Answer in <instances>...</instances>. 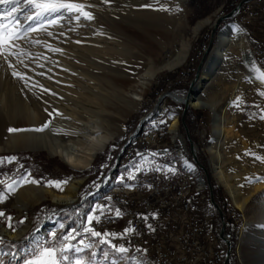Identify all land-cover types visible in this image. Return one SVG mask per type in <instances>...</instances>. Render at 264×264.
Masks as SVG:
<instances>
[{
    "label": "bare ground",
    "instance_id": "1",
    "mask_svg": "<svg viewBox=\"0 0 264 264\" xmlns=\"http://www.w3.org/2000/svg\"><path fill=\"white\" fill-rule=\"evenodd\" d=\"M71 2L92 5L93 7L85 10L91 11L95 19L91 22L82 20L79 24L75 21L71 23L65 21L62 26L45 24L44 28L47 31H41L39 26H34L35 30L28 33V39L43 42L39 45L29 43L30 47H24L28 55L21 56L20 59L24 63L15 67V70L25 74L28 81L27 87L24 81L12 76L13 69L6 66L0 68V107L3 109L0 119V152L43 149L51 156H59L71 168L84 170L91 165L95 156L103 152L107 144L123 129V123L127 116L140 106V101L153 81L156 72L170 66L168 61L155 65L154 52L150 50L144 55L138 56V65L129 71H120L121 73L112 71L110 62L113 61L114 54L118 53L120 48H124L123 45L126 41H131L123 32V28H127V26L120 21L115 22L111 28L110 36L104 35L101 28L103 23L99 19L98 13H110L112 16L132 14V12L139 13L145 19L146 24L149 23L153 26L152 32H154V28H157L155 32H159L163 36L174 30L175 19H180L183 16L186 11V0H113L111 6L102 3V0H71ZM146 4L152 5V7H140V5ZM2 7L0 5V8ZM161 7L166 10H159ZM220 8L221 6L213 14L198 20L189 28L190 40L197 36L204 25L216 23L215 19ZM223 22L224 20L216 26L214 42L209 50L205 68L203 67L201 81L206 80L211 71L214 68H219L235 50L240 54L243 65L254 75L257 87L264 91V82L256 79L260 73H264V65L260 63L258 53L250 51L252 45L248 46L245 32L238 24V22L243 24L242 21H228L222 24ZM143 29H147V27ZM47 32H52L53 35L48 36ZM61 32L64 35H60ZM76 41H80V43ZM23 42V40L18 41V43ZM48 44L53 48L62 49V53L52 52ZM189 45L190 42L186 38L179 39L172 60L184 61L188 54ZM250 55L262 72L258 70L256 63V66L252 64ZM9 61L11 63L17 62L16 57L13 56L9 57ZM24 64H27V67ZM39 65H43V67ZM38 73H44V75ZM29 77L31 79H28ZM33 84H37V87L33 88ZM39 85H43L56 95L43 92ZM196 88L195 84L189 94L188 106L209 108L215 111L216 103L210 99L201 100L193 92ZM19 89L22 91L19 92ZM131 90L134 91L132 95L130 94ZM247 95L252 101L256 100L260 107L253 110L257 111L255 117L243 122L238 130L247 140L249 149L261 150L262 157H264V120L259 119L260 111L264 109V97L255 98L252 89L247 91ZM166 96H161L158 99L157 111L149 113L148 118H144L145 120L151 119L157 113L165 110ZM171 97L176 103L183 104L186 94L179 95L171 92ZM57 113L61 115H57ZM216 114L214 119L215 133L207 144V151L211 153L216 162L218 180L236 207L244 212L245 223L242 227L239 243L240 264H264V162L255 160L253 156L247 158L245 163L236 159L230 161L228 158L225 160L230 164L232 172L231 175L227 173L219 160L221 159L219 149L229 130L226 129L220 116L216 119ZM46 122H50L47 128L42 131L36 130L40 129ZM177 124L176 115H173L169 130L171 137L179 141ZM9 128L21 129L22 131L9 132ZM132 136L135 135L132 134L130 137ZM129 142V145L126 143L123 150L120 151L119 161L110 169V175L115 172L117 166L124 165L127 158L132 154L134 146L131 141ZM174 151L179 157V165L183 173L179 176L183 178L184 182H189L190 189L201 191L198 187H204L206 184L203 174L197 179V186L192 188V177L199 168L194 165L192 158L191 161L188 160L184 152L185 149L175 147ZM187 165H191V167ZM109 177H105L100 184L101 187L93 191L96 193L95 198L98 203L103 201L106 196L105 192L112 193L120 189L131 190L133 187H148V178L144 175H138L133 182L121 186H113L111 183L100 192L102 187L108 183ZM164 179H173V174H164ZM240 180L245 181L242 196L238 195L237 185ZM250 181L253 183L249 184ZM81 182V179L72 178L65 186L62 194L54 193L49 188L37 184H23L19 189V194L20 198L24 199L27 204L44 198L47 193L51 195L54 202L71 204L75 201L77 184ZM140 197H149V189L140 190ZM26 203L20 204L19 210H25ZM92 203L94 204V202ZM194 216L195 222L203 225L202 236H207V242L213 244L212 250H219L216 243L217 239L198 214V208H194ZM122 219L124 228L133 225V214L130 206H123ZM57 224L56 219H49L42 223L37 229L38 231L34 232L33 238L30 239L31 243L33 244L36 239H43L47 232ZM26 232L27 226L17 231H11L8 228L0 229L1 235L11 239H18ZM126 239H131V244L134 245L135 250L140 248V240L132 239V234ZM133 253L130 252L129 255L138 257V253ZM145 254L146 264H161L159 256L151 250L145 251ZM167 264H176V258H168Z\"/></svg>",
    "mask_w": 264,
    "mask_h": 264
},
{
    "label": "rangeland",
    "instance_id": "2",
    "mask_svg": "<svg viewBox=\"0 0 264 264\" xmlns=\"http://www.w3.org/2000/svg\"><path fill=\"white\" fill-rule=\"evenodd\" d=\"M226 5H227V0H186V11L183 13V16L180 18L181 21L180 19H175L174 30L166 33L163 36H161L159 32H155L157 28H154V32H152L151 28L153 29V26L149 23L146 24L145 19L141 17L139 13L132 12V14L134 15L123 14L120 16L119 15L112 16V14L110 13H98L100 16L99 19L103 23L101 28L103 30L104 35L110 36L112 32L111 28L113 27L115 22L120 21L127 26V28H123V32L125 35H127L129 40L131 41V42L126 41V43L124 41L125 43L123 45L124 48L122 49L120 48L119 52L114 54L113 61L110 62L112 65L111 67L112 71H116L117 73L129 71L132 67L138 65V60H139L138 58L150 50L154 52L155 65H160L168 61L170 62L169 64L170 66H167L156 72L153 81L151 82L149 88L146 90L143 99L140 101L141 103L140 106L137 109L133 110L127 116V118L123 123V127H122L123 129L120 130L119 133L115 136V138L107 144L103 152H100L95 156L93 162L87 169L75 170L70 166H68L59 156L56 155L51 156L48 154L46 150L43 149H39V150L22 149L15 151L0 152V157L15 156L18 158L17 160L12 161L11 163L4 161V163L0 164V180L4 181L5 184L12 183L13 180L18 179L25 172H30L32 177L38 180L42 179L43 181L68 180L69 183V181L72 178L82 180L81 183L77 184L75 201L71 204H61L54 202L51 198V195L48 193L45 194L44 198L35 200L33 202H28L27 204L24 201V199L20 198V194H19L20 193L19 189L23 186V184L18 185L16 187L15 192L13 193L10 194L7 192L5 193V195L8 196V199L5 200L2 204H0V210L5 212V217L0 219V229L8 228L11 231H17L18 229L27 226V232L18 239H11L8 236L0 234V237H2L5 241L4 245L0 246V251L5 253V255L2 257L3 260L5 261V264H9V262L10 264H23V260L28 258L27 253L31 251L30 246L34 244L31 243L30 239L33 238L34 232L45 221L49 219H56L58 221V224L63 223L64 225L67 224V222H69L68 224L70 225V228L68 230L79 228V225L82 222H86L87 213L90 212L91 207L95 204H99L95 198L96 193H93V191L97 189L94 186L93 182L96 181L97 183L101 184L104 181L105 178L102 180V177L105 176V174L107 173V169H111L113 167L112 165L113 151L119 150V148L123 144L128 143L127 145H129L130 143L128 141L129 137L134 133L140 119L146 117L148 113L157 111V106L159 102L158 99L161 96H164L166 92H173L179 95L186 94L188 87L186 89H183L182 87L177 86V84L187 80L188 77L193 72L195 75L197 67L200 61L202 60L205 50L207 49V46L205 47L204 45L205 36L207 33L210 32L214 22L204 25L197 34V36H195L191 40L189 36V28L193 26L198 20L203 19L207 15L213 14V12L218 7L221 6V8L217 13L216 16L217 18L219 15L223 14ZM230 20L231 19L229 20L226 19L222 24ZM231 21H235V20L232 19ZM238 24L245 32L249 47L252 45V41H254V39L251 38L252 37L251 34H248L249 30L253 29V27L256 29V32H258L257 36L261 39H264L263 27H257L256 25L248 26L245 27L246 29L245 30L243 28V24H240L239 22ZM257 25L259 24L257 23ZM140 27L142 28V30ZM146 27L147 29L148 28L149 29L148 30L143 29ZM182 37L186 38L190 42L189 50L187 57L185 58L184 61L176 62V60H172L174 57L173 54H174V50H176L178 47L177 45L179 43V39H181ZM213 39H212V44L214 42ZM19 44L23 48L30 47L29 46L30 44L27 45L25 42ZM209 50L204 55V58L202 60L200 76L196 83L197 88L193 92L201 100L210 99L214 101L217 107L215 111L210 110L209 108L189 107L194 111V113L196 111H200L202 116L201 118L200 117L195 118L196 117L195 116L192 120L190 127L188 128L191 129V136L193 137V139L196 140L197 143L200 142L201 144V145H197L198 147L197 154L200 152V154L205 158L207 162L208 172L211 173V175L214 178V181L217 186V190L215 192L217 200L219 201V203L226 204L228 209H232V210L234 209L239 212L240 224L237 231L234 232V236L236 239L237 264H240L241 257L239 255V243H240L242 227L245 223L244 212L236 207L235 203L232 201L228 192L218 180L217 172H216L217 169L215 168L216 162L212 157L211 153L207 151V144L210 138L212 137V135L215 133L214 119H215V114L217 113L216 119L217 117L219 118L220 116L222 122L225 123L226 129L229 130L228 133L223 138L221 147L219 149L220 158H221L219 160L221 161L222 166H224V169L227 173L231 175L232 171L230 168V164L226 162L227 160L225 159L229 158L230 161L232 159H236L239 160L241 163H245L247 161V158L249 159L252 156V155H245V153L249 151L251 153H255L256 155L262 156L261 150L249 149L250 147L248 145L247 140L241 135L238 129L243 122H247L250 119H252L250 118V116H252L253 113L257 112V111H253L256 110L257 108L255 106L257 105V101L256 100L252 101L251 98L248 97L247 91L252 89V91H254L255 98H261L262 96L259 95V92L263 90L257 87V83L254 80V75L249 72V70L247 69V67H245V65H243L240 54L235 50L232 51V54L228 57L227 60H225V62L222 65L219 66V68H214L211 71L210 75L206 77V80L204 79L203 81H201L204 71L203 67L205 68L208 59ZM201 52L203 53L201 54ZM199 56H201L200 59ZM190 57H193V60L190 61L191 63L188 66V60ZM198 59L199 62L196 65ZM12 64L15 65V67L21 65L20 63L17 62L15 63L12 62ZM256 65L258 67L257 63ZM5 66L8 67V63H5L2 57H0V68ZM194 66H195V70H193ZM113 67L115 70L113 69ZM258 70H260L259 67ZM260 72L262 71L260 70ZM200 81H201L200 83L201 85L200 84L198 85ZM21 91L22 90H20L19 92ZM132 92L134 91L131 90L130 92L131 95ZM237 97L242 98L240 106H237L234 103ZM166 104L171 106H182L183 108L182 104L176 103L168 96L165 97V110H163L160 113H157L153 118L145 120L143 123V126L149 125L151 128L146 133L143 134L141 129L139 134L135 135L133 140H130L131 144L134 146L132 154L130 155V157H133L132 162H126L122 166L121 165L117 166L115 172L110 175L108 179V183L102 187L100 192H102L106 187H108L109 184L113 183L114 185L115 177L117 182L115 186H121L133 182L134 180L124 181L123 183H121L118 182L117 178L120 177L121 175L126 176L129 173L133 172L132 166L136 164H140L147 169H154V167L157 165L161 167L165 165H172L176 169V173H179L180 175L183 174L181 167L179 165V157L176 155L174 151L175 147L181 148V144H178L179 141L174 140L171 137V133H170L171 131L169 130L172 117L173 115H176L177 112L168 111L166 109ZM1 113H3V109L0 107V119H1ZM161 121H165L166 123H161ZM177 123H179L178 119H177ZM179 124H180L179 129L181 131L183 130V128L181 126V123ZM26 128L29 129V127ZM177 128H178V124H177ZM197 128L199 131H203L204 129H206L210 132V136L208 137L207 140H205V138L204 140H201L198 135H195ZM157 129L158 131L160 130L158 149H156V151L150 150V152L140 151V146L142 145L143 140L149 135L150 132H157ZM113 145H115V147H113ZM170 147L171 149L169 150ZM184 152L186 153V150ZM153 153H159V155L152 156L151 154ZM145 157H150V159H145ZM186 157L188 158V160L191 161L190 156L186 155ZM101 165H105V167H101ZM153 172H158V171L153 170ZM202 174L200 173L199 169L197 170V173L196 172L194 173L192 177L193 178L192 188L197 186V179L199 178V176H202ZM137 176L138 175H136V177ZM112 180L113 182H111ZM244 183H245L244 180H240L238 182L237 187H238L239 196L243 195ZM252 183L253 181L249 182V184ZM5 184H0V191H4ZM38 185L44 188H49L51 191L57 194L64 193L66 186V185L63 186L64 187L63 191H59L55 187L45 186L44 183ZM198 188L201 191H195L192 189L193 195L191 197V200L197 201L198 214L205 221L209 230L215 232L214 230L215 218L212 215L211 211L207 209L205 206H202L204 215L201 211V205L207 202L209 203V196L205 195L206 193L205 191L206 190L208 191L207 184H205L204 187L201 186ZM106 194L107 192H105V195ZM92 202H94V204ZM24 203L27 204L25 210L23 211L19 210L18 206ZM78 208L80 209L79 213H77L76 211V209ZM97 215H99V213H97ZM8 216L12 217V225H13L12 228L8 227V223H7ZM21 220H23L24 222L19 223V221ZM58 224L52 229V230H56L58 235V239L55 242L57 247H59L61 244L59 237L67 234V233H63L65 228L64 229L58 228ZM120 228H124L123 219L120 220ZM50 231L47 232V234L43 237V239H41V241L48 239ZM80 231L82 230L80 229ZM25 237H27V239H25ZM81 238L83 237H77L76 240L72 241V243H77L78 240ZM112 242L116 245H120L119 238L113 240ZM49 243L51 245L52 242L49 241ZM95 243H99V240L97 239ZM216 243L219 246L218 240L216 241ZM12 244H15L16 247L13 248L11 246ZM131 245H132V249L130 252L136 253V251H134L135 250V248L133 247L134 245L133 244ZM210 248L211 249L213 248V244L211 243H210ZM92 251H96V248L86 250L85 255L91 258ZM148 251L149 250H146V252ZM14 253H18V256L15 260L12 258ZM137 255H138V259L142 260L143 264H146L145 251H143V256L140 253H138ZM112 258L113 257L111 256L109 257V259ZM119 264H124V262L119 261Z\"/></svg>",
    "mask_w": 264,
    "mask_h": 264
},
{
    "label": "snow or ice",
    "instance_id": "3",
    "mask_svg": "<svg viewBox=\"0 0 264 264\" xmlns=\"http://www.w3.org/2000/svg\"><path fill=\"white\" fill-rule=\"evenodd\" d=\"M113 0H102V3L111 6ZM0 5L3 7L0 8V57H2L5 63H8V67L13 69L12 76L24 81L25 86H28V81L25 78V74L15 70V66L9 61V57H16L17 63L23 64L24 61L20 59L21 56H27L28 53L26 50L20 46L18 41L23 40L26 44H35L39 45L42 42L40 40H29L28 33L34 31V26H39L41 31H47L44 28V25L49 26H62L63 22L67 21L69 23L75 21L79 24L82 20L91 22L95 19L94 14L91 11H86V8L93 7L92 5L84 3L71 2V0H0ZM140 7H152V5H140ZM159 10H166L163 7ZM75 30V29H73ZM239 30V28H237ZM48 36H52V32H47ZM60 35H64L63 32ZM80 43V41H76ZM49 49L52 52L62 53V49L53 48L51 45H48ZM15 49V51H13ZM47 59V57H45ZM27 67V64H24ZM43 67V65H39ZM39 75H44V73H38ZM28 79H31L29 77ZM256 79L264 82V73H260ZM38 84V82H37ZM37 84H33L32 87H37ZM45 93H50L51 95H56V93L51 92V90L45 88L43 85H39ZM35 94V93H34ZM259 95L264 97V91L259 92ZM242 98L237 97L234 103L237 106H240ZM259 108V105H256ZM57 115H61L57 113ZM255 113L250 116V118L255 117ZM259 119L264 120V109L260 111ZM50 122H46L40 129L37 131H42L44 128L49 126ZM161 123H166L161 121ZM9 132L22 131L21 129L9 128ZM115 147V145H113ZM166 151V150H165ZM152 156L159 155V153H153ZM245 155H252L255 160L264 162V157L256 155L255 153L246 152ZM239 158V157H238ZM15 156L10 157H0V164L7 161L11 163L12 161L17 160ZM145 159H150V157H145ZM191 167V165H187ZM22 167V166H21ZM105 167V165H101ZM133 172L129 173L127 176L121 175L118 177V182L123 183L125 180H134L136 178L135 173L141 172L144 170L143 166L136 164L132 166ZM158 172H162L167 175L171 173L176 174V169L172 165H165L163 167L157 165L154 169ZM44 183L45 186L55 187L59 191L64 190V185L68 183V180H47L43 181L35 179L31 176L30 172H25L18 179L13 180L10 184H5L4 181L0 180V184H5L4 191H0V204L8 199V196L5 193H13L16 190L18 185L22 184H41ZM94 186L99 189L101 185L96 181L93 182ZM131 186V185H126ZM91 194V193H89ZM110 201L111 197H107ZM77 213L80 212V209H76ZM112 206L95 204L91 207L89 213H87L86 222H82L79 225V228L68 230L66 235L59 237L61 244L59 247L56 246V241L58 235L56 230L49 232L48 239L41 241L36 239L34 244L30 246L31 251L27 253L28 258L23 260V264H119V261H123L124 264H143V261L138 259L136 255H129L131 251L130 243L128 246L125 244L116 245L112 241L119 239H126L129 235L134 234L136 230L134 228L128 227L125 228L123 233H109L105 231L101 233L96 231L95 228L91 227L93 221L97 224L101 222L106 215L111 214ZM99 213V215H97ZM115 217L122 215L119 209H116L114 213ZM5 217V212L0 210V219ZM144 219H147L146 217ZM21 220L19 223H23ZM8 227L12 228V217H7ZM59 229H64L65 225L63 223L58 224ZM151 230V226L149 225ZM82 229V231H80ZM38 231V230H37ZM77 237H83L78 240L77 243H72L76 240ZM27 239V237H25ZM99 240V243H95L96 240ZM51 241V245L49 243ZM66 242V243H65ZM5 243L4 239L0 237V246H3ZM13 248L16 247L15 244L11 245ZM96 248V251L91 252V258L85 255L86 250ZM142 251L139 248L136 249V253H141ZM5 253L0 251V264H5L3 256ZM18 256V253L13 254V259L15 260ZM113 257L109 259V257ZM10 264V262H9Z\"/></svg>",
    "mask_w": 264,
    "mask_h": 264
},
{
    "label": "built area",
    "instance_id": "4",
    "mask_svg": "<svg viewBox=\"0 0 264 264\" xmlns=\"http://www.w3.org/2000/svg\"><path fill=\"white\" fill-rule=\"evenodd\" d=\"M240 1L227 0V5L231 6L230 10H232ZM225 13L227 12L224 11L223 14ZM232 19L241 20L244 29L255 25L264 28V0H244ZM248 34H251V38L254 39L250 51L257 52L260 63L264 65V39L257 36L258 32H256L254 27L249 30ZM192 60L193 57H190L188 66ZM176 116L180 123L179 113ZM179 123L177 129L179 135L178 144H181L182 149L186 150V155L191 157L188 142L184 131L179 129ZM195 135L204 140L206 129L199 131L197 128ZM133 137H129L128 141L133 140ZM159 139L160 130L158 131L157 129V132H150L143 140L140 151H156ZM124 146L125 144L119 150L113 151L112 165L119 161V153ZM132 158L128 157L126 161L131 162ZM143 168L144 170L136 172L135 176H146L148 178V187H133L131 190L120 189L105 196L99 204H110L112 212L106 215L99 224L93 221L91 227L101 233L105 231L117 234L123 233L124 228H120L122 215L115 217L114 213L116 209H119L123 214V206H130L133 214V225L131 228L136 230L132 234V239L140 240L139 249L151 250L157 254L161 264H167L168 258H176V264H223L226 248L220 246L219 243V250H212L210 243L207 242V236H202L203 225L195 222L194 208H198V206L196 200H191L192 189H190L189 182H184L183 178L178 174L173 175V179H164L162 172H153L151 169ZM109 176L110 169H107V173L102 177V180ZM142 189H149V197H140V190ZM107 197H111V200L109 201ZM228 216L232 224H240V216L237 210L229 209ZM145 217L147 219H144ZM213 233L215 239H218L216 232L213 231ZM226 235L229 237L227 233ZM129 243L131 246V239H120V244L128 246ZM140 254L143 256V251Z\"/></svg>",
    "mask_w": 264,
    "mask_h": 264
},
{
    "label": "water",
    "instance_id": "5",
    "mask_svg": "<svg viewBox=\"0 0 264 264\" xmlns=\"http://www.w3.org/2000/svg\"><path fill=\"white\" fill-rule=\"evenodd\" d=\"M243 1L244 0H241L232 10H230L229 12H227V13H225L223 15H219L216 18V23L211 27V30H210V39H209V43H208L207 49L204 52V55L208 52V50L210 49V47L212 45V39H213L215 30H216V26L219 23H221L223 20L233 18L236 15L237 11L239 10V8H240V6H241ZM204 55L202 57V60L204 58ZM250 57H251V55H250ZM202 60L200 61L199 65L197 67V70L195 72V75H194L193 79L191 80V82H190V84L188 86V89H187V92H186V98L184 100V103L182 104L183 108H182L179 120H180L181 126L183 128L185 138H186V140L188 142V146H189V150H190L192 161H193L194 165L197 168H199L202 171V173H203L204 180H205V182L207 184V187H208L209 202L218 211L219 219L221 221V225H220V228H219L218 235L225 242L226 247H227V250H226V253H225V256H224L223 264H228V260H229V257H230V251H231V240L226 235V231H225L226 222L224 220L223 210H222L221 206L218 204V202L214 198L213 187H212V184H211V180H210L208 169L198 158V154H197L198 149H197V147L195 145L194 140L192 139V137L190 135L189 128H188V126H187V124L185 122V115H186V112H187V110L189 108V106H188L189 94L191 93V91L193 90L197 80L199 79ZM251 61H252V64L255 65V62H254L252 57H251ZM165 95H168L172 99L171 92H166ZM144 118L145 119L148 118V114ZM144 118L140 119V121H139V123L137 125V128L135 129L133 135H138L139 132L141 131L142 126H143V122L145 121Z\"/></svg>",
    "mask_w": 264,
    "mask_h": 264
},
{
    "label": "trees",
    "instance_id": "6",
    "mask_svg": "<svg viewBox=\"0 0 264 264\" xmlns=\"http://www.w3.org/2000/svg\"><path fill=\"white\" fill-rule=\"evenodd\" d=\"M231 8H232L231 6L226 5L225 6V12H228ZM209 37H210V32L207 33L206 36H205V43H204L205 47L208 45ZM202 53L203 52H201V54ZM200 58H201V56H199V59ZM199 59L197 60L196 65L198 64ZM193 70H195V66H194ZM193 75H194V72L188 77L187 80H185L184 82H180L179 84H177V86L182 87L183 89H186L188 87V85H189V83H190ZM166 109L168 111L177 112L180 115L181 110H182V106H171V105H167L166 104ZM201 116H202V114H201L200 111H196L194 113V111L189 108L188 111L186 112V115H185V122L188 125V127H190L193 118L194 117L195 118H199V117L201 118ZM150 128L151 127L149 125H144L142 127V134L143 133H146ZM189 130H190V133H191V129L190 128H189ZM209 136H210V132L208 130H206L205 140H207ZM194 141H195L196 145H201L200 142L197 143L196 140H194ZM198 158L207 167V162H206L205 158L200 154V152L198 153ZM207 169H208V167H207ZM199 171L202 174V171L200 169H199ZM209 176H210L211 184H212L213 191H214V198L219 203V201L217 200L216 195H215V192L217 190L216 183H215L214 178L211 175V173H209ZM205 192H206L205 195L206 196H209L208 191L206 190ZM192 195H193V192L191 194V197H192ZM219 204H220V206H221V208L223 210L224 219H225V222H226V228H225V230H226V233L230 236V240H231V251H230L229 264H237V258H236V239H235V236H234V232L237 231V229L239 227V224H236V225L232 224L231 221H230V218L228 216V210L229 209H228L227 205L224 204V203H219ZM202 206H205L207 209H209L211 211L212 215L214 216V218H215L214 230H215L216 235L218 237L217 240L220 243V246L226 248L225 243L219 238V235H218L219 228H220V225H221V222L219 220L218 211L207 202V203H204L203 205H201V211H202L203 215H204V211H203V207ZM68 223L69 222H67V224H65V230H64L65 232L63 231V233H67L68 232V229L70 228V225Z\"/></svg>",
    "mask_w": 264,
    "mask_h": 264
},
{
    "label": "crops",
    "instance_id": "7",
    "mask_svg": "<svg viewBox=\"0 0 264 264\" xmlns=\"http://www.w3.org/2000/svg\"><path fill=\"white\" fill-rule=\"evenodd\" d=\"M177 174H179V173H177ZM127 176V175H126ZM130 181H132V180H130ZM114 183L116 184L117 182H116V177H115V180H114ZM115 184L113 185V186H115ZM110 194V192H108L106 195H109ZM87 218V217H86Z\"/></svg>",
    "mask_w": 264,
    "mask_h": 264
}]
</instances>
